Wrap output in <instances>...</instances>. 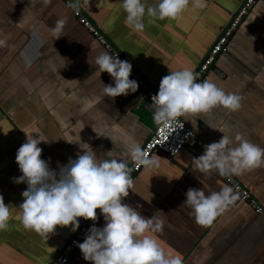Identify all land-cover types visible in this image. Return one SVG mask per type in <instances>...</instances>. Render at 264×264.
Listing matches in <instances>:
<instances>
[{"label": "crops", "instance_id": "obj_1", "mask_svg": "<svg viewBox=\"0 0 264 264\" xmlns=\"http://www.w3.org/2000/svg\"><path fill=\"white\" fill-rule=\"evenodd\" d=\"M243 1L204 0L203 8L190 4L176 20L149 22L146 17L142 32L125 25L122 0L79 3L158 93L170 71L196 70ZM62 18L67 19L63 36L55 40L50 29ZM0 40L6 41L0 46V195L11 209L8 228L0 231V264H46L74 232L71 226L57 227L47 240L22 226L18 208L27 185L14 183V178L22 175L16 153L26 133L45 140L39 145L41 158L58 172L82 153L84 144L98 160L110 158L106 153L111 152V158L129 165V145L142 149L156 121L140 86L126 96H104V86L114 82L108 73L97 74L95 58L108 51L64 2L51 0L44 6L43 0H0ZM229 49L207 80L225 93L242 96L241 108L218 106L182 118L208 145L227 135L236 146L240 134L264 148V0L251 11ZM155 157L159 166L144 168L123 202L141 205V215L162 222L160 231L146 234L166 256H179L182 264H264L263 215L238 199L210 226L197 225L192 210L182 206L187 190L204 189L207 195L230 185L215 171L205 176L194 172L193 158L199 156L192 149L173 158L161 153ZM234 176L264 208V166ZM83 221L80 218V224ZM104 226L105 220L99 228ZM73 258L91 264L80 249Z\"/></svg>", "mask_w": 264, "mask_h": 264}, {"label": "clouds", "instance_id": "obj_2", "mask_svg": "<svg viewBox=\"0 0 264 264\" xmlns=\"http://www.w3.org/2000/svg\"><path fill=\"white\" fill-rule=\"evenodd\" d=\"M51 0H43L44 6ZM85 4L89 0H84ZM203 8L204 0H156L148 4L145 0H122L121 8L125 14L124 23L130 30L142 32L144 20H176L190 6ZM99 6V5H97ZM79 13V0L68 4ZM66 18L58 19L50 29L51 35L58 40L63 35ZM6 41L0 40V46ZM95 63L97 74L108 73L113 84L105 85V97L126 96L138 90V82L131 80L132 65L122 61L118 55L100 52ZM243 97L225 93L215 83L205 79L197 82V74L190 69L170 71L159 85V91L152 96L151 109L155 121L161 126L180 123L181 117L206 113L218 106L230 111L241 108ZM88 105H85V110ZM183 128V124L180 123ZM95 131V130H94ZM27 139L16 153V163L22 173L14 178L16 184H26L23 202L19 205V219L24 229L34 231L48 240L57 227H70L73 232L80 227V218L97 221L99 209L105 226H92L84 242L78 243L83 258L91 264H182L179 256H166L155 239L146 233L160 231L162 222L146 218L137 210L124 203L134 181L132 168L126 161L111 158L98 160L89 145L84 144L82 153L70 159L67 165L59 166V171L49 167L42 159L39 145L45 140L26 133ZM233 141L223 135L218 142L205 146L203 155L193 158V171L209 175L213 171L221 176L243 175L264 166V148L245 139L240 134ZM131 160L145 169L158 167L159 161L148 157L139 145H129ZM240 198L237 190L224 186L219 192L211 191L206 195L204 189L189 188L182 206L189 207L195 223L202 227L210 226L214 220L229 209ZM159 211V210H158ZM162 212V211H160ZM11 209L5 205L0 195V231L7 230Z\"/></svg>", "mask_w": 264, "mask_h": 264}, {"label": "built area", "instance_id": "obj_3", "mask_svg": "<svg viewBox=\"0 0 264 264\" xmlns=\"http://www.w3.org/2000/svg\"><path fill=\"white\" fill-rule=\"evenodd\" d=\"M67 6L70 0H60ZM260 0H244L239 6L238 10L232 15L230 22L223 29L218 39L212 45L202 62L198 65L194 71L197 74V82H203L209 77L213 71V67L216 61L224 55H227L230 51L229 47L231 41L234 39L236 34L242 28L247 17L251 11L257 5ZM72 2H74L72 0ZM74 17L85 29H87L92 36L109 52L111 55H118L122 61H128V58L118 51L113 44L109 41L107 36L102 32L101 28L96 26L87 15L80 9L77 14L72 8ZM130 63V62H129ZM132 65V64H131ZM131 79L138 82L140 88L146 93V97L149 102H152V96L156 95L157 92L153 87L143 78L141 73L132 65ZM182 123L184 126L182 128ZM180 123L174 125L161 126L158 124L157 128L151 134V136L144 143L142 150L147 153L148 157L151 158L156 154L162 152L173 158L178 156L185 149L194 150L198 156L203 155L206 144L199 135L189 126V124L181 117ZM132 168L131 176L133 181L136 176L144 169L143 166H137L133 161L128 165ZM225 181L233 187L234 191L237 190L240 195L239 200L249 203L256 213L264 216V208L253 198L249 188L241 183L234 175L222 176ZM97 221L87 220L86 223L75 231L69 239H67L60 249L58 250L54 261L50 264H71L74 259L75 252L79 249L77 244L84 242L89 229L92 226L99 228L104 217L100 210H97Z\"/></svg>", "mask_w": 264, "mask_h": 264}, {"label": "water", "instance_id": "obj_4", "mask_svg": "<svg viewBox=\"0 0 264 264\" xmlns=\"http://www.w3.org/2000/svg\"><path fill=\"white\" fill-rule=\"evenodd\" d=\"M73 1H74V0H73ZM74 2H76V1H74ZM220 34H221V33H220ZM157 126H158V123L156 122V123H155V129L157 128ZM155 129H154V130H155ZM153 132H154V131H153ZM160 153H161V154H164V153H162V152H160ZM164 155L168 156L167 154H164ZM168 157H169V156H168ZM86 221H87V220H84V221L80 224V227H82V226L86 223ZM80 227H79V228H80ZM62 244H63V243H62ZM61 246H62V245H60V246L58 247V249L55 251V253H54V257H55V255L57 254V252H58V250L60 249ZM54 257H53L52 259H50L46 264H50V263H52V262L54 261V259H55ZM73 262H74V261H72V263H73ZM73 264H81V263H80L79 261L76 260Z\"/></svg>", "mask_w": 264, "mask_h": 264}]
</instances>
